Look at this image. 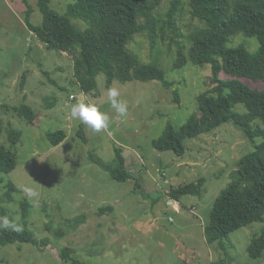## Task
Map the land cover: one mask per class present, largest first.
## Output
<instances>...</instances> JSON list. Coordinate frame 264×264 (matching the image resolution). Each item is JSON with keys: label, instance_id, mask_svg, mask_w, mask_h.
<instances>
[{"label": "rangeland", "instance_id": "obj_1", "mask_svg": "<svg viewBox=\"0 0 264 264\" xmlns=\"http://www.w3.org/2000/svg\"><path fill=\"white\" fill-rule=\"evenodd\" d=\"M37 2L0 0V146L7 166L0 173V207L4 215L19 220V202L26 199L31 205L27 228L37 241V245H0V264H66L59 257L64 248H71L73 256L85 264H264V251L259 259H250L246 253L264 224L237 229L213 245L206 243L203 233L215 198L231 181L238 160L252 149L253 142L225 123L209 134L185 140L181 157L152 146L167 125L178 129L191 116H198L197 96L209 74L208 67L191 63L182 70L173 68L174 34L167 25L160 31L170 0H162L148 21L140 19L143 29L127 49L140 63L162 69L171 86L165 88L153 80L121 83L116 78L107 85L99 74L96 97L81 91L65 53L47 49L28 30L27 8L31 9L30 23H42ZM182 2L175 24L180 33L175 39L188 59V36L201 24L191 18L188 0ZM69 3L49 0L48 7L63 15ZM71 23L81 30L86 27L77 20ZM238 45L250 53L258 48L255 38L242 35L228 44ZM244 82L264 89V83ZM109 87L118 88L119 99L128 103L125 116L119 117L111 108ZM81 98L109 115L107 129L93 132L71 118L70 108ZM22 104L34 113L31 123L20 110ZM233 110L244 113L245 106L236 104ZM59 130L65 138L51 146L46 134ZM115 147L121 149L135 178L112 180L93 161L113 164ZM138 179L142 184L136 190ZM198 179L203 180L199 196L170 198L172 188ZM8 183L14 186L10 193Z\"/></svg>", "mask_w": 264, "mask_h": 264}, {"label": "trees", "instance_id": "obj_2", "mask_svg": "<svg viewBox=\"0 0 264 264\" xmlns=\"http://www.w3.org/2000/svg\"><path fill=\"white\" fill-rule=\"evenodd\" d=\"M67 1L70 2L67 11L60 15L48 7L49 0H38L42 23L37 26L30 23V8L26 9L25 22L28 30L47 49L65 53L71 59L74 77L84 94L97 96L96 77L99 74L104 75L107 85L116 78L121 83L153 80L165 88L171 86L162 69L140 63L127 49L133 36L143 29L140 19L148 21L162 0ZM182 1L170 0L166 21L160 28L163 33L167 25L174 34L171 41L177 45V56L173 68L182 70L191 63L194 67H208L209 74L202 92L197 96L198 116H191L178 129L167 125L162 135L152 141L153 148L160 152L172 151L181 157L185 153V140L209 134L225 123L253 142L252 149L238 160L231 181L214 200L209 223L203 231L206 243L213 245L237 229L253 223L264 224V89L252 88L244 82L264 83V0H188L191 18L201 24L188 36V59L175 39L180 33L175 24ZM23 2L27 3V0ZM71 20L84 23L85 29L76 27ZM238 35L255 38L258 42L255 52L250 53L242 45L228 46ZM221 73L225 79L220 78ZM236 104L244 105L245 112H235L233 107ZM20 110L31 123L34 119L32 109L22 104ZM79 136L86 144L81 132ZM46 138L51 146H56L64 140L65 133L62 130L48 132ZM255 139L258 143H254ZM114 150L113 164H106L97 158L93 161L112 180L122 182L135 178L121 155V149L115 147ZM11 159H14L12 154ZM6 167L0 146V173H5ZM202 182L198 179L172 188L169 196L174 201L185 195L199 196ZM141 184L140 179L136 180L135 189L138 190ZM7 188L8 193L14 190L12 183H8ZM30 210L29 202L22 199L19 202V222L24 225L23 231L0 230V245H37L33 233L27 228ZM103 211L101 209L100 214ZM4 214L5 210L0 207V216ZM263 251L264 226L247 246L246 253L250 259H259ZM73 254L71 248H64L59 257L66 264H85Z\"/></svg>", "mask_w": 264, "mask_h": 264}, {"label": "clouds", "instance_id": "obj_3", "mask_svg": "<svg viewBox=\"0 0 264 264\" xmlns=\"http://www.w3.org/2000/svg\"><path fill=\"white\" fill-rule=\"evenodd\" d=\"M107 99L112 109L115 110L119 117H123L127 114L128 103L124 100L119 99L120 91L116 87H109L106 91ZM70 116L74 120H78L93 132H100L107 129L110 125L109 115L102 111L95 103L86 100L79 99L72 104L70 108ZM24 191L32 195L31 189L25 188ZM24 225L19 222L18 218L12 217L11 219L7 216H0V230H11L16 233L23 231Z\"/></svg>", "mask_w": 264, "mask_h": 264}]
</instances>
